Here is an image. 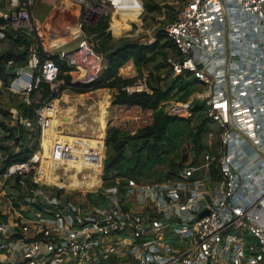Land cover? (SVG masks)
Segmentation results:
<instances>
[{"label": "built area", "instance_id": "2783aa9c", "mask_svg": "<svg viewBox=\"0 0 264 264\" xmlns=\"http://www.w3.org/2000/svg\"><path fill=\"white\" fill-rule=\"evenodd\" d=\"M4 1L0 50L12 43L8 32L42 37L31 12L36 0ZM99 13L87 6L83 16L96 22ZM166 35L178 50L168 57L173 76L200 84L166 111L209 124L216 152L205 150L198 166L184 161L173 179L127 178L109 203L88 202L35 178L43 151L36 132L57 97L44 99L23 121L28 140L16 143L0 124V264H264V0H181ZM85 41L58 52L80 69L73 82L92 81L108 65ZM46 47L42 58L31 44L26 63L7 62L17 73L14 100L23 92L40 99L44 83L53 91L65 84ZM137 76L124 89L149 91Z\"/></svg>", "mask_w": 264, "mask_h": 264}, {"label": "rangeland", "instance_id": "374dc122", "mask_svg": "<svg viewBox=\"0 0 264 264\" xmlns=\"http://www.w3.org/2000/svg\"><path fill=\"white\" fill-rule=\"evenodd\" d=\"M74 1L75 0H40V3L41 6L43 4V6L47 5V11L43 10V13H54L57 7V11H59L60 9H63L67 6L73 11V19L75 16H77V13H80L81 18L79 25H81V27L78 24H72V27L74 28V35L69 37L65 36L62 38H77L78 32L82 30L84 34H86L89 42L94 43V49L98 52L104 53L105 55H108L110 52H114L116 55H121L125 52V50H129L128 48H131L133 44L144 45L152 43L151 51L149 52V55L152 57V59L149 63V67L145 66L142 68V70H140L137 60L134 57V59L130 58L126 63H124L119 68L120 71L118 70L117 74L125 79H131L133 78L134 74H137V77L145 79L147 82L152 81L155 85L165 88L167 95L162 97V100L159 103L160 107H162L165 111L169 107L171 101L187 99L193 91L200 88V84H198L197 80L193 76H186L185 80H191L189 85L180 88L179 84H177L176 86L171 87L170 91L167 89L170 80L172 77H175L171 72L168 57L170 55L177 57L178 50L176 49V46L173 44L172 40L166 35V28L175 18L176 12L181 4V0H93V5L101 4V6H99L100 17L96 22H90L84 18L83 14L85 7L88 6L86 2L81 3L80 9L77 1ZM14 2H17V0H14ZM40 21L38 22L39 27ZM100 26L102 27L101 33H97L98 31L93 30L94 28L97 30V27ZM47 30L48 28L45 30V36L49 33ZM55 39L59 38L55 37L54 39H48L47 41H45L46 39H43L45 43H42V38H40V41L43 45L47 46L46 48H50V52H60L61 49L59 46L52 44ZM36 42L37 40L35 43ZM84 42V45L88 44V42L85 40ZM101 42H103V44ZM35 43L32 44L37 48ZM75 46L77 48L79 47V39L73 43L65 45V47L72 49H75ZM11 47H19L14 48L16 50L23 48L17 44ZM134 66L137 67L136 70ZM119 72L124 75V77L119 74ZM107 87L109 86L101 85L92 89H102ZM73 90L75 89L72 87L61 89L60 95L57 98L51 99L49 101L51 102L50 104L55 103L54 101L62 103V98L66 92L80 96L84 95L83 93H78V91L75 92L76 90ZM152 90L153 89L150 88V91ZM0 91V122H4V124L1 126L7 125L12 127L16 123H18L21 128L24 126V130H14L18 136V138L14 137L16 139L15 142L19 143V140H28L29 131L27 127L30 125L23 123L27 117H30L28 115V108L30 106L28 102H30L32 99L43 104V95L40 99L29 97L28 101L24 97L25 93L23 92L21 97H19L16 101H13L10 87L3 85L1 81ZM101 94L103 95L105 104H107L105 119L106 135L108 131V119L110 117H112L111 121H113L114 124L116 123L122 127H127L128 129L130 128L129 130L132 132H135L138 127L150 123L152 117L151 109L147 110L137 108V110L124 113L123 110L110 106L112 90L110 93V102L104 92H101ZM56 111L58 110L54 104L52 114L45 115L44 121H46V123H49L50 120L53 121V131L51 132V130L47 129L49 138L52 139L54 130H56V142L60 148H63V150H61L53 147L51 154L58 152L61 158L68 160V170L65 166L59 163L57 158L49 156L50 152L45 154V147H47L46 143L49 139L47 135L44 137L42 130V133L40 132L39 134V143L41 144L43 151L40 149L37 157L40 170L36 173L35 177L37 180H41L44 183L56 184L57 186L62 187L60 190H62L64 193H67L68 189L73 193L74 196H78L81 199L86 198V201L88 202L91 201L101 204L109 203L111 195L114 194L113 196H119L124 185L122 184L123 181H120L121 177H116V181L111 183L109 180H105L106 178L102 179L105 167L104 160L106 158L107 150V145L104 139V137L106 138L105 133L99 132L97 134L98 138L95 140L94 144L83 146L71 143L65 138V132L68 127V123L61 120L59 111L57 114L58 116L51 119L52 115L54 116V112ZM15 120H17L16 123H14ZM199 123L201 124L198 125ZM208 127L211 126L206 123L205 127L204 123L201 122V119H199L197 115L190 119L191 134H187L183 137V143L179 151L180 154H177L178 156L176 157L175 162L179 160V157H182L183 162H193V164L198 166L202 160L203 152L205 150H210L212 152L214 151V153L216 152V148L219 145L220 140H218L216 134H214L212 138H209L207 130ZM5 129L8 130L7 128ZM198 130L200 132L199 138L201 141L195 140L194 134H192ZM209 141H211V148L206 146V144L209 145ZM181 164L177 165L180 166ZM173 166L174 164L169 165V162L158 163L151 169H145V171L137 174L135 178L140 182L160 180L163 176L173 179L174 172L170 171ZM167 172L169 173L166 175L165 173ZM112 185H115L116 189L108 191V188H110ZM112 264L120 263L114 262Z\"/></svg>", "mask_w": 264, "mask_h": 264}, {"label": "trees", "instance_id": "16d2710c", "mask_svg": "<svg viewBox=\"0 0 264 264\" xmlns=\"http://www.w3.org/2000/svg\"><path fill=\"white\" fill-rule=\"evenodd\" d=\"M0 20H3V18L0 17ZM93 30L101 33L102 27L100 26L97 27V30L96 28ZM7 35L12 39V43L9 46L10 48L0 50V81L3 85L9 87L11 79L15 78L17 73L6 66L8 61L12 59L20 64L26 63L28 61L29 47L36 40L35 44L37 45L39 57L42 58L47 51L36 33H34V37L22 32H8ZM101 43L103 44V42ZM16 44L23 48L16 50L14 48L19 47H11ZM151 46L152 43L144 45L133 44L131 48H128L129 50H125L121 55L110 52L108 55H105L108 58L107 68L97 78L86 83L73 82L72 78L80 73V69L70 63L65 57H61L58 52L51 53V56L60 64L59 78L65 80V84L58 91H53L48 83H44L42 85L43 101L46 98L58 97L60 90L66 87H72L76 90L73 91L84 94L80 96L66 92L62 98V103L54 101L61 120L68 123L65 138L69 142L87 146L94 144L99 132H104L106 135L105 119L107 104H105L101 92L106 94L110 102L112 90L110 106L117 107V109L123 110L124 113L137 110V108L152 110L150 123L138 127L135 132L129 130L130 128L114 124L111 121L112 117L108 119V131L106 138L104 137L107 150L102 179L106 178L105 180H109L110 183L116 181V177H121L120 181H123L122 184H124L127 177H135L137 174L145 171V169H151L158 163L169 162V165L174 164L170 171L175 173L179 167L178 165L183 163L182 157H179L177 162L175 161L176 157L180 154L179 151L183 143V137L191 134L190 119H184L172 113L169 114L160 107L161 98L167 95L165 88L149 81L147 82L149 91L129 92L124 89V86L130 81V78L125 79L117 74L118 70L120 71L119 68L130 58L134 59V57L140 70L145 66L149 67L152 59L149 55ZM185 79V77L177 76L171 87L177 84H179L180 88L189 85L191 80ZM101 85H108L110 88L92 89ZM171 87L168 89L169 91ZM150 88L153 90L150 91ZM33 95L34 92L31 93V98H33ZM16 100L13 99V101ZM28 104L30 105L28 115L34 118L36 108L41 106L42 103L31 99ZM0 124L2 125L4 122L2 121ZM15 125L12 127L4 125V127L11 130V137L18 138L14 130H24L25 127L21 128L18 123ZM38 133L40 134V129L37 130L36 135ZM192 134H194L195 140H200L199 130ZM23 152L19 156L20 158L24 157L25 152ZM50 156L57 158L59 163L68 170V160L61 158L58 152H54ZM168 173L165 174L167 175Z\"/></svg>", "mask_w": 264, "mask_h": 264}, {"label": "crops", "instance_id": "0c3cea01", "mask_svg": "<svg viewBox=\"0 0 264 264\" xmlns=\"http://www.w3.org/2000/svg\"><path fill=\"white\" fill-rule=\"evenodd\" d=\"M4 3H5L4 0H0V9L2 8V6H4ZM77 4L80 6V9H81V4L78 1H77ZM43 5L41 6L40 0H36L35 4L31 8L32 16L36 19V21L39 22L40 20H42V21H40V23L44 26V29L46 30V28H48L47 31L49 33L46 36H44V34H43L41 37L42 40L46 39L45 41H47L48 39L52 40L55 37H59V36H62V37L68 36L69 37V36L74 35V28L72 27V24H75V25L78 24L79 25L80 18H81L80 13H77V16H75V18L73 19V17H72V16H74L73 11L71 8H69L67 6V7H64L63 9H60L59 11H57V9H58V7H57L54 13L47 14V13H43L44 12L43 10L47 11V5H45V6H43ZM78 35H79L78 37H79V47H80V44L82 46V44L85 43L84 40L87 39V37H86V34H84V32L82 30H81V33H79ZM82 39H83V42L81 41ZM76 40L77 39H75V38L69 39V41H67L66 44L73 43ZM136 69H137V67H136ZM119 74H121V73L119 72ZM122 76L124 77V75H122ZM57 114H58V111L54 112V116L53 115H52V117L50 116L51 119L58 116ZM53 124L54 123L52 120H50L49 123H46V121H44L43 135H44V137H45V135H47V137L49 139L48 142L46 143L47 147H45V150H46L45 154L50 152L49 156L52 152L53 147H56V149L58 148V149L63 150V148H60V146L56 142V140H57L56 139V135H57L56 130H54V135L52 136V139L49 138L47 129L51 130V132H52L53 131V128H52ZM45 126H46V128H45ZM97 136H96V139L98 138ZM69 187H71V186H69Z\"/></svg>", "mask_w": 264, "mask_h": 264}, {"label": "bare ground", "instance_id": "6f19581e", "mask_svg": "<svg viewBox=\"0 0 264 264\" xmlns=\"http://www.w3.org/2000/svg\"><path fill=\"white\" fill-rule=\"evenodd\" d=\"M99 6H101V4H99V5H91L90 3H88V8H89V10L90 11H96V12H99V10H100V8H99ZM104 7V6H103ZM81 29V28H80ZM40 30H41V32H42V34H44V36H45V29H44V27H43V25H41V23H40ZM79 33H81V31H79L78 32V34ZM79 36V35H78ZM77 36V38H75V39H79V37ZM59 39H55V41H53L52 42V44L53 45H57V46H59V48L61 49V50H63V51H66V52H70V53H72L73 52V50H74V48L72 49V48H67V47H65V45H67L66 43H67V41H69V38H62V36H59L58 37ZM71 38H74V37H71ZM70 38V39H71ZM82 42H83V39L81 40ZM77 48V47H76ZM75 48V49H76ZM40 170V166H38V170H37V172ZM36 172V173H37ZM36 178V177H35ZM37 179V178H36Z\"/></svg>", "mask_w": 264, "mask_h": 264}, {"label": "water", "instance_id": "95a60500", "mask_svg": "<svg viewBox=\"0 0 264 264\" xmlns=\"http://www.w3.org/2000/svg\"><path fill=\"white\" fill-rule=\"evenodd\" d=\"M175 79H176V77H172V79L170 80V83H169L167 89H169V88L172 86V84H173V82H174ZM196 102H197V101H195V103H196ZM204 213H206L205 210L202 211L201 215L204 214Z\"/></svg>", "mask_w": 264, "mask_h": 264}]
</instances>
